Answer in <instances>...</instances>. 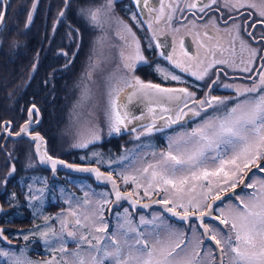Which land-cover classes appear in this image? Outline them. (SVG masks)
Returning <instances> with one entry per match:
<instances>
[{"label":"snow or ice","instance_id":"obj_1","mask_svg":"<svg viewBox=\"0 0 264 264\" xmlns=\"http://www.w3.org/2000/svg\"><path fill=\"white\" fill-rule=\"evenodd\" d=\"M116 2L92 0L80 14L101 32L113 23L118 28L123 42L119 62L101 83L104 123L109 135L131 131L140 143L117 159L105 160L99 152H92L94 159L81 157L90 164H107L109 169L119 164L120 171L114 175L113 171L81 167L54 156L46 137L34 127L40 123L35 104L26 110L28 118L19 131L13 133L11 121L3 122L0 131L9 137H27L29 167L49 166L53 175L61 167L92 173L97 181L110 184L111 190L85 192L82 198L69 193L64 200L67 208L53 217L42 212L46 181L37 180L44 185L37 188L27 184V202L36 208L34 216L39 213L42 223L22 233V239L39 238L49 255L43 260L31 259L28 245L13 247L12 239L0 228V264H264V178L252 180L256 173L264 174V0H159L158 8L150 0H133L151 17L140 19L132 12L134 25L116 15ZM38 3H32L26 27ZM9 7L10 3L0 0V25L6 21ZM70 9L71 0H62L54 32ZM177 13L191 25L187 34L194 37L197 51L190 52L183 37L178 43L174 37L171 53L161 51L159 55L175 69L203 81L200 95L182 76L159 65L155 70L163 81L185 86L146 82L135 74L137 65L148 62V49L165 47L156 29L180 32V27L173 26ZM145 24L152 36L147 47H142L133 28ZM69 27L72 32L79 31ZM98 43H104L103 36ZM59 54L69 57L68 52ZM71 63L69 58L65 67ZM100 67L98 59L86 73L88 80H93ZM230 71L241 74L233 79L246 83H224L221 75L227 78ZM221 86L231 89L233 95H214ZM81 95L89 100L91 87L85 86ZM134 101L143 105L139 115L129 108ZM136 122L137 126L129 128ZM166 130L171 134L163 146L142 141ZM101 132L102 128L89 120L73 146L88 149L103 138ZM15 171L13 165L8 175ZM239 186L252 191L241 195L236 191ZM146 199L150 203H144ZM226 199L228 207L223 206ZM122 201L130 207L121 213ZM152 204L162 205L164 213L181 225L169 221L164 213L149 219L137 212ZM106 211L115 217V226L110 225Z\"/></svg>","mask_w":264,"mask_h":264},{"label":"flooded vegetation","instance_id":"obj_2","mask_svg":"<svg viewBox=\"0 0 264 264\" xmlns=\"http://www.w3.org/2000/svg\"><path fill=\"white\" fill-rule=\"evenodd\" d=\"M33 2L35 0H32L29 5L30 11ZM51 3L52 0H39L37 9L33 13V20L28 25L30 30H32L33 44L31 45V49H34V53L32 52L31 54L36 64V70H31L32 72L28 73L27 68L32 62L27 57L25 58V55L23 57L22 53L24 52L21 50L15 55H12L10 59L6 55H0V125L3 122L11 121V130L13 133L19 131V126L28 118L26 110L35 104L40 110L39 116L36 117L40 123L38 126L34 125V127L36 131L46 137L49 142V147L52 149V154L70 163L89 165V160H81V157L94 159L92 152H95V144L89 145L88 149H79L73 146L77 142L75 112L71 108L73 80L70 69L71 64L67 67H65V64L72 57V53L76 55V52H69V47L66 46L67 44L63 47H58L59 37L55 38L54 35H50L49 25L53 20L50 16L53 10ZM150 3L157 8L159 7V0H150ZM53 5H55L54 0ZM132 12H135L140 19H145L149 16L147 9L145 8L141 12L140 8L133 3V0H117L115 8L116 15L129 24L134 25L135 22L130 19ZM184 15L189 14L185 13ZM210 15L219 14L210 13ZM233 15L236 14L233 13ZM189 19H191L190 15ZM207 19L208 17H205V21ZM205 21H200V23L203 24ZM183 24H187V22L181 20V14L177 13L173 21V26L180 27V32L172 33L168 30L163 33H158V37H164L161 42L164 43L165 47L161 49H148L145 53L148 62L137 65L135 74L146 82L162 83L166 86H185L177 84L175 81H163L160 73L155 70L157 65H159L161 68L174 71L175 74L182 76L186 85L196 89L198 95H200L202 93L199 91V86L204 84L203 81H197L194 77L181 72L179 69H175L167 60L159 55L161 51L171 53V45L174 37L177 43L183 37L186 48L192 53L197 51L194 37L187 34L191 25L187 24V27H182L181 25ZM220 26H224L222 22ZM209 27L210 30L214 31V29H211V26ZM146 28V24L143 27L133 28L137 37L141 38L142 47H147L151 39ZM113 30L116 33L118 32V28L114 23ZM223 35L225 39H228L226 34ZM27 44L28 42H25L22 46L24 51L26 50ZM114 45L116 51L113 69L115 63L119 62V51L123 45L119 36L118 41ZM61 51L68 52L69 57L60 55L59 53ZM37 53H39L38 57ZM240 75L239 73L230 71L229 77L225 78L221 75V80L224 83H246L242 79H233V77ZM19 87H22V90H27L26 92L30 90L32 93L28 92L26 95L25 93H21L16 96L17 94L15 95L14 91ZM213 94L230 96L233 95V92L231 89H225L221 86L216 88ZM102 110L104 111V107ZM138 123L129 125V128L137 126ZM105 129L108 132L106 124ZM67 133L71 135V142L69 141ZM125 133H127V130L122 131L120 134L113 133L108 137L113 139L112 141H115L117 138L119 139L125 135ZM170 133L171 130H166L165 133H156L154 136L156 140H161L166 143L165 136ZM29 149L30 145L27 142V137L23 139L15 135L9 137L7 132L0 131V206L2 209L0 212V228L4 229L5 235L12 239L13 247L23 248L27 244L28 250L46 251L44 242L39 238H34L30 242L22 239V233H26L29 229L33 228L34 224L42 223V218L39 213L34 216L36 208L29 206L27 202V184L31 183L33 188H37L44 186L42 183H37V180L43 179L46 181L47 188L44 194L42 212L44 215L50 216L53 213L50 209L52 208L54 198L58 197L59 187L70 190L76 197L82 198L83 194L78 188L77 182L87 180L89 183H95V181L88 175L72 174L65 170H58L53 175L50 168L44 165L37 164L35 167H29L31 163L28 158ZM91 164L95 165V163ZM13 165L16 171L8 175ZM95 185L97 186L96 183ZM13 194L16 195L14 196ZM38 203L33 202L34 205ZM124 206L128 205L124 204ZM64 208H67V205L59 207V213Z\"/></svg>","mask_w":264,"mask_h":264},{"label":"rangeland","instance_id":"obj_3","mask_svg":"<svg viewBox=\"0 0 264 264\" xmlns=\"http://www.w3.org/2000/svg\"><path fill=\"white\" fill-rule=\"evenodd\" d=\"M55 5H53L52 0V12L50 14L53 19L50 27V35H54L55 38L59 37L58 47H63L65 44L69 47V52H76L75 56L70 57L72 59L71 63V74L73 85L71 91H73V98L71 100V108H73V112H75V123L77 125V133L82 130L83 126L87 124L89 120L94 122L96 125L102 128V139L95 143V152L101 153L105 160L108 158L117 159L121 155L124 154L126 149H131L135 144L140 143L139 141H135L133 138L136 133L131 131H127L125 135L120 137L117 140L112 141L113 139L109 138V134L105 129V120L103 108V98H102V77L106 76L107 73L113 70V62L115 60V51L116 47L114 44L118 41V35L113 30V24L110 27H107L105 32H101L99 28L93 27L86 18H84L80 14V10L82 7H85L87 4L92 3V0H71V9L66 11L65 17L62 22L57 25L56 31H53L54 21L57 20V14L62 9V0H54ZM32 0H10V7L6 16V21L2 27V31L0 32V55H6L8 59L15 55L20 50L24 52V48L22 46L25 42H28L29 38L27 37L28 31L30 28L26 27L27 16L30 12V3ZM79 16V17H78ZM78 17V19H77ZM147 19H151L148 16ZM74 29H78V32H72L70 27ZM47 28V26H46ZM157 34L161 33L159 29H156ZM43 33V32H42ZM150 37L152 33L148 31ZM48 34V32H47ZM40 35V34H39ZM104 37V43L99 44L98 41L100 37ZM13 42H16V46L13 47ZM23 57L25 55L32 57L30 61L32 62L28 68V73L32 71V65L34 64L33 55L31 53H22ZM91 57V60H90ZM101 62V67L97 69V72L94 74L93 80H88L86 73L90 70V66L97 62V60ZM29 60V58H28ZM85 86L91 87L92 95L89 100H84L81 93L82 89ZM22 87H19L16 91H14L15 95L28 92L32 93L30 90H22ZM76 133V134H77ZM69 141L71 142V135L69 133ZM153 134L150 138H142L144 143L151 141L153 145L157 147L163 146L166 143L161 140H156L155 135ZM171 134V133H170ZM168 134V135H170ZM165 140L167 141V136H165ZM96 165V164H95ZM106 171H113L114 174L120 171L119 164H112L111 169H109L107 164L99 165ZM260 178H264V175L261 173H256L252 177V180H258ZM78 188L82 191L84 195L85 192H95L100 193L104 191H110L109 188L102 187L94 182L89 183L87 180H80L77 182ZM36 188V187H34ZM130 190V188H129ZM251 189H246L241 191V195L245 193L251 192ZM69 193H73L70 190L58 188V197L54 198L52 208L50 210L53 213L50 216L55 217L59 211V207L65 206L67 204L64 203L66 196ZM230 201L227 200L224 202V207L229 206ZM123 208H128V206H124L119 209L122 213ZM140 214H143L146 218H151L153 215L164 213L159 209H153V211L147 213L145 211H139ZM106 217H108L110 225L115 226L116 219L112 215L109 216V213L105 212ZM164 216L167 217L164 213ZM138 219V217H137ZM167 219L177 225H181V223L177 221H173L169 217ZM57 228L59 227L58 223L55 225ZM186 229V225H183ZM29 255L33 260H43L46 259L49 255L48 251H38L29 249Z\"/></svg>","mask_w":264,"mask_h":264},{"label":"water","instance_id":"obj_4","mask_svg":"<svg viewBox=\"0 0 264 264\" xmlns=\"http://www.w3.org/2000/svg\"><path fill=\"white\" fill-rule=\"evenodd\" d=\"M5 3H10V0H5ZM8 10H9V8L7 9V13H8ZM6 19H7V18H6ZM4 23H5V22H4ZM3 25H4V24H3ZM3 25H0V32L2 31V27H3ZM166 37H167V35H166ZM158 38H159V40L161 41L164 37L159 36ZM129 108H130L135 114L139 115V114H140V110L143 109V105L140 104L139 102H135V101H134L132 104L129 105ZM63 160H64L66 163H70V162H68V161L65 160V159H63ZM74 164L79 165V166H81V167H86V166L100 167V166H98V165H94V164H89V165H87V164L83 165V164H78V163H74ZM44 166H45V165H44ZM47 167H49V166H47ZM100 168H101V167H100ZM58 170H62V171L65 170V171H68V172H70V173H72V174H78V175H83V176L88 175V176L92 177V179L95 181L96 184H98V185H100V186H102V187H107V188H109V189L111 190V185H110V184H107V185H106V184H104L103 182L97 181V180L95 179V175L92 174V173L76 172V171H73V170H70V169H67V168H63V167L59 168ZM101 171L107 172V171L103 170L102 168H101ZM253 172H255V169H253ZM250 175H251V174H250ZM242 188H243V186H239V187L236 189L237 193H239V191H241ZM246 189H247V188H243V190H246ZM229 195H230V194H229ZM154 198H156V197H154ZM226 200H227V199H226ZM143 202H144V203H150V201H148L147 199H146L145 201H143ZM121 203H122L123 205L126 204V205H128V206L130 207V205L128 204L127 201H122ZM0 209H1V206H0ZM152 209H159V210H161L162 212H164V210H163V206H162V205H158V204H152L151 207H150V208H147V209H145V208H138V209H137V212L143 210V211L149 213V212L152 211ZM0 212H1V211H0ZM165 215H166L167 217H169L170 219H172L173 221H177L176 218H175V217H172L170 214L165 213ZM109 216H111L110 213H109ZM177 222H179V221H177ZM179 223H181V222H179Z\"/></svg>","mask_w":264,"mask_h":264},{"label":"trees","instance_id":"obj_5","mask_svg":"<svg viewBox=\"0 0 264 264\" xmlns=\"http://www.w3.org/2000/svg\"><path fill=\"white\" fill-rule=\"evenodd\" d=\"M27 37L29 38V40H28V44H27V47H26V50L24 51V53H32V52L34 53V49L33 48L31 49V45L33 44L32 30L28 31ZM26 57L29 58V60L32 58L29 56H26Z\"/></svg>","mask_w":264,"mask_h":264}]
</instances>
